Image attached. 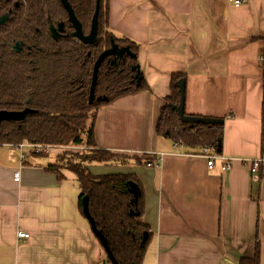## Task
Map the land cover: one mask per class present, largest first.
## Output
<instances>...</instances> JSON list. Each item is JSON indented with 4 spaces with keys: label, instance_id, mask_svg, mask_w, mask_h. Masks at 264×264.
<instances>
[{
    "label": "crops",
    "instance_id": "0c3cea01",
    "mask_svg": "<svg viewBox=\"0 0 264 264\" xmlns=\"http://www.w3.org/2000/svg\"><path fill=\"white\" fill-rule=\"evenodd\" d=\"M245 1L108 0V31L138 47L146 90L101 107L91 122L95 149L126 158L127 176L142 188L152 235L141 264H239L254 257L257 241L264 264V184H253L243 163L264 145V0ZM180 73L186 115L224 121L227 172L220 160L209 169L203 149L156 132ZM2 147L0 264L107 262L80 210L77 177L47 170L54 153L26 151L22 165L17 150Z\"/></svg>",
    "mask_w": 264,
    "mask_h": 264
},
{
    "label": "trees",
    "instance_id": "16d2710c",
    "mask_svg": "<svg viewBox=\"0 0 264 264\" xmlns=\"http://www.w3.org/2000/svg\"><path fill=\"white\" fill-rule=\"evenodd\" d=\"M68 1L87 35L97 0ZM108 17V0H100L98 39L89 46L73 36L67 12L59 0H0V111H34L23 122L0 125V147L26 142L59 147L61 153L47 170L57 174L60 180L65 178L64 171L74 174L81 189L80 210L83 213L82 201L88 197L90 215L107 239L115 260L118 264H141L152 235L143 218L142 188L139 187L140 195L135 203L129 185L135 182L132 178L95 177L88 168L91 164L126 163V158L109 150L95 149L91 122L95 112L146 90L144 79L138 86L135 78L137 60L126 57L116 66L105 61L100 67L96 97H107L108 102L89 104L95 63L112 41L138 52L135 43L118 39L108 31ZM60 23H65L66 31L55 41L50 27ZM184 78L182 73L172 76V96L161 110L156 132L174 143H183L191 151L210 147L221 155L223 124L199 123L190 129L171 107L180 102L177 84ZM64 160L67 162L60 168ZM144 160L147 164L154 162L150 156ZM145 233L148 238L143 242ZM239 264H261L260 241L256 243L254 257L242 258Z\"/></svg>",
    "mask_w": 264,
    "mask_h": 264
},
{
    "label": "water",
    "instance_id": "95a60500",
    "mask_svg": "<svg viewBox=\"0 0 264 264\" xmlns=\"http://www.w3.org/2000/svg\"><path fill=\"white\" fill-rule=\"evenodd\" d=\"M64 10L67 12L68 16V22L70 23L72 29H73V36L80 40L82 43L93 46L98 39V26H99V13H100V0H97L96 2V10L95 14L92 18L91 25H90V31L86 35L83 31L82 23L78 20L76 17L74 10L69 3L68 0H59ZM66 31V25L65 23H60L59 25L51 26L50 27V34L53 40L58 41L65 33ZM126 57L137 60V55L130 49V47H119L114 41L111 43V47L107 50H105L103 53L100 54L98 57L94 70H93V79L92 84L90 88V94H89V104L92 105L95 101L97 102H108L107 97H96V86L97 81L99 77V71L100 67L105 61L112 64V66H116L118 61H121L125 59ZM136 70V67H133V71ZM143 73L140 70V66H137V75L136 79L138 81V86L141 84L144 77L142 76ZM179 88V94H180V102L178 105H171L174 112L177 113L179 116L181 122L188 125L190 129H193L196 124H206V125H220L223 124L224 121L221 119H208L203 117H196V116H188L185 112V93H186V83L185 79H182L177 84ZM34 111L27 109L23 112H7V111H0V125L2 123H9V122H23L27 119L29 115H31ZM130 185V193L134 196V202L137 203L138 197L140 195V189L137 183L131 181L129 183ZM83 205V214L86 217V219L89 221L92 231L96 238L99 240L101 246L103 247L104 251L107 254L108 261L111 262V264H118V262L115 260L114 256L112 255L109 247H108V241L104 237L103 233L99 231L96 227V224L94 220L92 219L90 212H89V198L84 197L82 201ZM148 236L145 233L143 242L147 240Z\"/></svg>",
    "mask_w": 264,
    "mask_h": 264
},
{
    "label": "built area",
    "instance_id": "2783aa9c",
    "mask_svg": "<svg viewBox=\"0 0 264 264\" xmlns=\"http://www.w3.org/2000/svg\"><path fill=\"white\" fill-rule=\"evenodd\" d=\"M245 3H246L245 0H236L235 6L240 7ZM11 147H13L15 150L20 152V159L22 161V165L24 164V161L27 158L26 151L37 154L50 155L53 149L59 148V147L43 145V144H30L27 142L19 146H11ZM73 149H80L82 151L88 150L87 147H73ZM262 150L263 152L258 158L243 162L248 167L252 183L256 185L264 184V145ZM201 155L207 160L209 169H213L215 167L216 161L219 160L223 162V166L221 168L222 172H227L232 167L230 163V159L223 158L222 156L218 155L214 150H212L210 147L203 148ZM159 164L160 162H157L156 164L148 163L147 165L151 167L152 165L159 166ZM14 181L20 182V172H16L14 174ZM28 238L29 235L27 234H23V233L19 234V239L23 240ZM104 264H111V262L107 261Z\"/></svg>",
    "mask_w": 264,
    "mask_h": 264
},
{
    "label": "rangeland",
    "instance_id": "374dc122",
    "mask_svg": "<svg viewBox=\"0 0 264 264\" xmlns=\"http://www.w3.org/2000/svg\"><path fill=\"white\" fill-rule=\"evenodd\" d=\"M175 132H178V131H175ZM2 148L4 147H0V150ZM6 150H9V149H6ZM52 153L58 155L59 153H61V149L55 148L52 150ZM36 156H50V155H36ZM19 157H20V152H19ZM17 161L19 162V158H17ZM66 162H67L66 160L62 161L59 164L60 168H63L62 166H64ZM124 166H127V165L121 164V165L111 166V165H105V164H94L93 169L94 171L97 170L96 172L98 173L97 174H95L94 172H91V173L95 177H102V178L129 177L127 176V173H128L126 169L127 167H124Z\"/></svg>",
    "mask_w": 264,
    "mask_h": 264
},
{
    "label": "flooded vegetation",
    "instance_id": "af4514ba",
    "mask_svg": "<svg viewBox=\"0 0 264 264\" xmlns=\"http://www.w3.org/2000/svg\"><path fill=\"white\" fill-rule=\"evenodd\" d=\"M118 62H119V61H118ZM2 124H5V123H2ZM2 124H1V125H2Z\"/></svg>",
    "mask_w": 264,
    "mask_h": 264
}]
</instances>
